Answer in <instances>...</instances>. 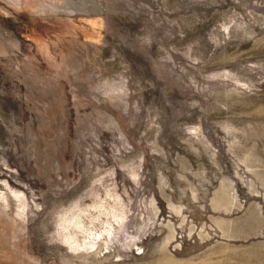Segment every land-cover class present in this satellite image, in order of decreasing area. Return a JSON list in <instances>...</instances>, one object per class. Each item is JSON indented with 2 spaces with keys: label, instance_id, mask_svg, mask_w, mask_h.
<instances>
[{
  "label": "rangeland",
  "instance_id": "1",
  "mask_svg": "<svg viewBox=\"0 0 264 264\" xmlns=\"http://www.w3.org/2000/svg\"><path fill=\"white\" fill-rule=\"evenodd\" d=\"M0 264H264V0H0Z\"/></svg>",
  "mask_w": 264,
  "mask_h": 264
}]
</instances>
